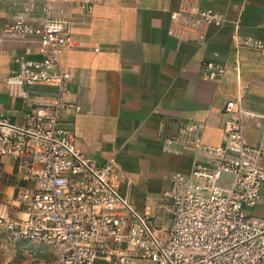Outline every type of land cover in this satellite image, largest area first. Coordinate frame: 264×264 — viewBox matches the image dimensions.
Returning <instances> with one entry per match:
<instances>
[{
	"label": "built area",
	"instance_id": "2783aa9c",
	"mask_svg": "<svg viewBox=\"0 0 264 264\" xmlns=\"http://www.w3.org/2000/svg\"><path fill=\"white\" fill-rule=\"evenodd\" d=\"M20 9L7 35L36 39V58L15 57L16 72L6 83L24 96L23 86L55 89L52 103L35 105L22 123L0 114V157L17 161L32 188L15 199L23 217L13 218L0 206V235L6 240L40 244L54 254V264H264V219L250 214L264 186V149L249 145L245 120L264 127V101L257 111L241 94L222 107V144L202 140L205 124L161 118L162 151L178 156L192 150L191 166L171 176L161 200L170 207V223L158 227L153 217L139 214L113 184L115 160L103 163L84 157L61 125L63 112L75 107L63 100L72 73L61 57L71 45L73 6L89 10L95 0H7ZM40 11L39 21L27 16ZM67 14V15H66ZM224 14L190 4L171 15L172 35L203 45L204 26L220 27ZM235 23L233 55L244 42ZM235 72L238 65L235 64ZM226 67L200 66L202 80L217 81Z\"/></svg>",
	"mask_w": 264,
	"mask_h": 264
},
{
	"label": "crops",
	"instance_id": "0c3cea01",
	"mask_svg": "<svg viewBox=\"0 0 264 264\" xmlns=\"http://www.w3.org/2000/svg\"><path fill=\"white\" fill-rule=\"evenodd\" d=\"M89 10L75 5L67 14L73 27L71 45L61 57L72 73L63 100L75 107L63 112L61 125L70 130L80 153L99 163L115 160L113 184L141 215L162 227L170 223V207L161 200L171 176L191 166L192 150L174 156L163 153L159 120L181 119L205 124L202 140L222 144L224 103L241 94L257 111L264 101V0H95ZM190 4L226 17L220 26H204L205 42L172 35L171 15ZM19 7L0 0V114L22 123L35 105L53 102L55 89L23 86L18 95L6 78L16 72L14 59L24 53L36 58L38 41L7 35ZM66 14V15H67ZM38 10L28 19L39 21ZM235 23L244 42L233 55ZM212 62L226 67L217 81L202 80L200 66ZM238 72H235V64ZM249 145L264 149V127L254 129L245 120ZM264 169V158L261 160ZM32 183L22 179L17 161L0 157V206L13 218H22L15 199ZM260 194L264 198V186ZM264 202L255 209L262 217ZM264 219V218H263ZM161 227V226H160Z\"/></svg>",
	"mask_w": 264,
	"mask_h": 264
},
{
	"label": "rangeland",
	"instance_id": "374dc122",
	"mask_svg": "<svg viewBox=\"0 0 264 264\" xmlns=\"http://www.w3.org/2000/svg\"><path fill=\"white\" fill-rule=\"evenodd\" d=\"M261 213V218H264V207ZM252 214L256 215L255 209ZM155 223L158 227H162L161 222L155 221ZM54 261V254L43 245L10 241L0 235V264H54Z\"/></svg>",
	"mask_w": 264,
	"mask_h": 264
}]
</instances>
